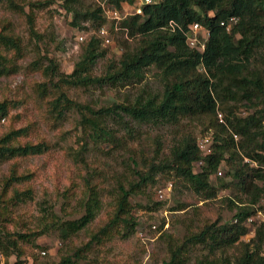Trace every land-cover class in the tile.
<instances>
[{"label":"rangeland","instance_id":"obj_1","mask_svg":"<svg viewBox=\"0 0 264 264\" xmlns=\"http://www.w3.org/2000/svg\"><path fill=\"white\" fill-rule=\"evenodd\" d=\"M16 1L25 13L0 2V30L5 25L8 31L21 36L26 51L18 72L0 77V101L5 98L12 101L10 115L0 121V136L13 126H28L30 132L23 141L44 139L50 146L42 154L0 163V188L15 161L20 171L35 173L29 183L33 199L16 206L14 219L7 224L12 232L34 228L42 232L35 242L31 238L22 243V258L27 264H57L68 255L78 264H171L178 247L182 248L179 257L184 264H237L246 250L256 249L255 234L264 227L260 220L246 219L248 232L233 245H219L211 238L197 243L187 241L203 229L206 221H217L219 225L234 222L239 208L253 210V215L264 212V192L253 202L237 183L234 174L240 157L230 161L227 154L219 165L223 173L211 174L210 182L216 190L211 198L168 168L155 172L153 181L139 182L138 172L145 174L153 165L171 162L173 149L185 140L193 136L201 144L203 136H212L214 132L206 131L210 121L206 116L142 121L115 108L117 104L161 100L172 77L152 65L143 71L142 77L127 82L68 84L62 78L73 73L82 57L84 44L77 42L78 36L81 32L86 38L95 34L97 22L80 17V25H73V14L63 5L64 0ZM101 2L78 0L75 6L83 12L93 11ZM124 6L130 10L129 4ZM27 14L33 16L34 30ZM112 36L111 45L101 43L105 55L91 66L93 77L107 74L110 65L118 64L126 45L136 50L141 39L140 36L126 39L118 32ZM249 67L253 73L264 74V47L257 49ZM63 93L72 103L60 116L53 112V104ZM219 106L224 123L228 124L227 118H244L263 109L264 95L249 100L242 93L230 94ZM84 118L95 119L116 137L106 140L96 137L91 122ZM200 166L197 163L194 169L199 171ZM120 182L135 187L128 208L117 212L115 198ZM171 182L173 188L169 191ZM257 182L264 186L263 181ZM91 186L98 188L101 200L94 219L63 239L58 224L86 213ZM159 201L162 204L157 206ZM133 222L138 225L132 226ZM150 224L161 227V235L154 242H144L137 230ZM107 226L111 230L109 236L96 239L100 229ZM261 254L264 256V244Z\"/></svg>","mask_w":264,"mask_h":264},{"label":"trees","instance_id":"obj_2","mask_svg":"<svg viewBox=\"0 0 264 264\" xmlns=\"http://www.w3.org/2000/svg\"><path fill=\"white\" fill-rule=\"evenodd\" d=\"M77 1L64 0L63 4L73 14V25L79 26L80 17H83L97 22L98 31L108 21L102 2L121 9L123 1L134 3L136 0H101L95 10L86 12L75 6ZM0 2L6 3L17 12L25 13L24 7L16 0ZM27 17L34 30L33 16L27 14ZM233 17L237 22L231 24V29L228 30L222 22L228 23ZM196 22L210 31L205 50L192 48L187 41L188 34ZM8 30L5 25L0 30V77L17 73L20 69L19 62L24 58L26 51L22 37ZM115 31L124 34L126 39L140 36L136 50H130L126 45L118 64L110 65L107 74L93 77L90 74L91 66L105 55L101 48L103 40L95 32L81 42L84 44L81 60L77 62L69 78L62 79L75 85L96 82L116 84L142 77L147 67L155 65L172 77L165 87L163 98L159 101L148 99L136 104H117L115 108L142 121H174L180 117L206 116L210 119L206 131H214L213 138L211 135H205L211 137L210 153L192 136L173 149L171 162L163 166L153 165L145 174L138 172L139 182L144 184L153 181L155 172L160 168H168L192 183L196 190H204L206 196L211 198L216 194V190L210 182V176L213 172L223 173L219 170V165L229 154L230 161L240 157V164L234 174L240 189L250 195L253 202L259 200L264 192V186L257 182L260 180L264 183V169L261 167L264 165V108L244 118H227V124L219 116L222 114L219 102L224 103L230 94L242 93V96L249 100L264 95V74L253 73L249 67L257 49L264 47V0H158L146 5L142 14L129 15L121 20L119 29ZM199 36L202 38L203 34L200 33ZM53 63L51 60L52 67ZM60 97L53 104V112L62 116L71 107L72 102L64 93ZM11 103L8 98L0 101V121L10 115ZM230 113L233 111L230 110ZM84 119L91 122L96 137L103 140L116 137L95 119ZM29 132L28 126H13L0 136V163L39 155L49 149V143L44 139L36 142L23 141ZM235 135L241 139L239 142ZM245 157L257 161L259 166H251L245 162ZM197 163L201 164L199 171L194 169ZM34 175V172L20 171L18 162L15 161L9 174L1 182L0 254L16 264H27L26 259L22 258V243H28L31 238L35 242L42 234L35 228L21 232L8 231L7 228V224L14 219L16 206L33 199L34 193L29 183ZM134 187L135 184L129 188L124 183H118L115 198L117 212L128 208ZM159 204L162 202L156 203L157 206ZM100 205V192L97 187L91 186L85 203L86 213L80 218L58 224L63 239L85 228L94 219ZM253 212L247 208H239L235 213L236 220L231 223L219 225L217 221H206L203 229L191 235L187 241L197 243L211 238L213 243L219 245H233L248 232L245 221ZM134 225L136 227L138 222H133L132 226ZM109 231L111 232L110 226L103 227L95 238L99 239L101 235L108 237ZM254 239L257 240V248L246 250L237 264H264V256L261 254L264 227L258 228ZM181 250V247L174 250L171 264H184L179 257ZM35 257L37 258L36 255ZM57 264L78 263L68 255Z\"/></svg>","mask_w":264,"mask_h":264},{"label":"built area","instance_id":"obj_3","mask_svg":"<svg viewBox=\"0 0 264 264\" xmlns=\"http://www.w3.org/2000/svg\"><path fill=\"white\" fill-rule=\"evenodd\" d=\"M158 0H136L134 3H130L128 1H123L121 3L122 7L121 9L112 7L105 2H102V6L104 9L105 16L107 18V24L105 26H102L96 33L97 35L108 45H111L113 41L112 33L113 31L119 29V23L124 18L128 17L129 15L133 14H142L144 7L149 4H153ZM129 4L130 10H126L124 7V4ZM126 10V11H125ZM237 22L236 18H231L230 21L227 23L226 21L222 22L223 26H226L228 30L231 29V24H234ZM114 29V30H113ZM113 30V31H112ZM202 33L203 37L200 38L199 34ZM210 36V31L206 30L202 27V25L198 22L194 23L192 26V29L190 33L188 34V43L189 46L192 48H200L201 50H205L206 48V42L208 40V37ZM86 39V36L84 33L81 32V34L78 36L77 42L81 43ZM80 48V47H79ZM221 120H223L222 114L219 115ZM235 139L238 141L240 138L239 136L235 135ZM210 136H205L202 139L201 147L207 152H211L210 147ZM245 162L250 163L251 166H259V163L257 161H253L247 157H245ZM264 169V165L261 166ZM221 174V172H219ZM173 188V183H169L168 189L171 191ZM160 196L161 198H164V192L162 189H160ZM248 221H257L260 220L262 223H264V212L259 211L255 215H251L247 218ZM138 237L143 240L144 242H154L156 239L159 238L161 235V230H159V226L157 224H150L149 226H143L138 228L137 230ZM45 254V251L42 252ZM0 264H16L13 260H7V258L0 254Z\"/></svg>","mask_w":264,"mask_h":264}]
</instances>
